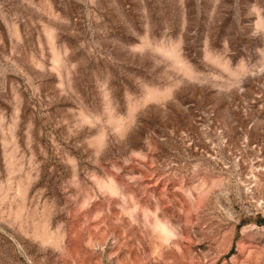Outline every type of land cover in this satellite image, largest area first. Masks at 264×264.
<instances>
[{
    "label": "rangeland",
    "instance_id": "1",
    "mask_svg": "<svg viewBox=\"0 0 264 264\" xmlns=\"http://www.w3.org/2000/svg\"><path fill=\"white\" fill-rule=\"evenodd\" d=\"M0 264H264V0H0Z\"/></svg>",
    "mask_w": 264,
    "mask_h": 264
}]
</instances>
